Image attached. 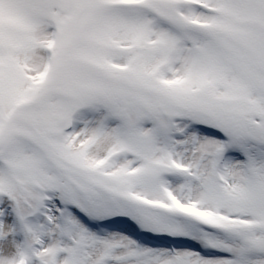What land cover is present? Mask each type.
Wrapping results in <instances>:
<instances>
[{
    "label": "snow or ice",
    "instance_id": "snow-or-ice-1",
    "mask_svg": "<svg viewBox=\"0 0 264 264\" xmlns=\"http://www.w3.org/2000/svg\"><path fill=\"white\" fill-rule=\"evenodd\" d=\"M0 264H264V0H0Z\"/></svg>",
    "mask_w": 264,
    "mask_h": 264
}]
</instances>
